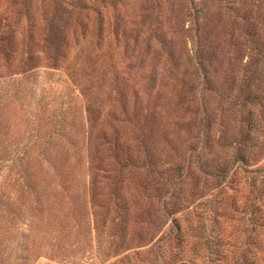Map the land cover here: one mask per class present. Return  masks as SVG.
<instances>
[{
	"label": "rangeland",
	"instance_id": "rangeland-1",
	"mask_svg": "<svg viewBox=\"0 0 264 264\" xmlns=\"http://www.w3.org/2000/svg\"><path fill=\"white\" fill-rule=\"evenodd\" d=\"M153 246L264 264V0H0V264Z\"/></svg>",
	"mask_w": 264,
	"mask_h": 264
},
{
	"label": "trees",
	"instance_id": "trees-1",
	"mask_svg": "<svg viewBox=\"0 0 264 264\" xmlns=\"http://www.w3.org/2000/svg\"><path fill=\"white\" fill-rule=\"evenodd\" d=\"M150 253H153V255H155V256H153L155 258L154 259V263H153V261L151 259H150V261H146V260H148V258L144 257L142 260H139V264H162L159 260H157L159 258V256L157 255L155 246H153V248H151L149 250V253L147 254L146 257H150V255H149ZM137 254L139 255V253H137ZM122 261H123V259L121 258V259H118L117 261H115L113 264H119Z\"/></svg>",
	"mask_w": 264,
	"mask_h": 264
}]
</instances>
